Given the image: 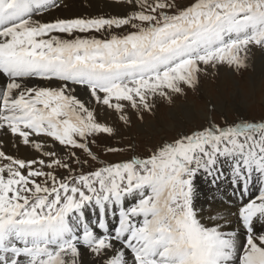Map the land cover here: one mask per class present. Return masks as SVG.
<instances>
[{"label":"snow or ice","instance_id":"1","mask_svg":"<svg viewBox=\"0 0 264 264\" xmlns=\"http://www.w3.org/2000/svg\"><path fill=\"white\" fill-rule=\"evenodd\" d=\"M116 3L0 0V264H264V114L117 139L264 53V0Z\"/></svg>","mask_w":264,"mask_h":264},{"label":"rangeland","instance_id":"2","mask_svg":"<svg viewBox=\"0 0 264 264\" xmlns=\"http://www.w3.org/2000/svg\"><path fill=\"white\" fill-rule=\"evenodd\" d=\"M85 0L78 1V3H85ZM191 0H182V3L187 4L190 3ZM75 7H65L62 16L65 15V11H71ZM85 7H83L84 9ZM56 14V13H55ZM57 15V14H56ZM96 15H111L105 12V9H102ZM67 16V17H72ZM264 54V53H263ZM250 65V64H249ZM251 67V65H250ZM252 68V67H251ZM220 70H225L226 76L221 80H218L217 75H219ZM220 70H211L206 75H202L200 78L199 86H206V91L208 95H202L200 93V89L197 87L195 90H186V94H178L174 95L173 101L169 103L167 100L159 99L153 111L151 113L145 112L143 114V120L137 119L135 114L132 115V123L130 126L118 125L120 132L117 139H121L123 144L135 143L138 145V151L143 152L145 146H153L161 143L163 140H171L173 139L177 132L180 131H190L195 127L200 126L205 123L207 119L214 120L216 122H222L227 119L229 121L236 119L240 115H248V116H259L264 114V95L263 89H260V92H255L253 95L249 94L246 83H248L249 73L251 69L248 67L246 70L242 72L229 71L227 68H221ZM233 77L238 80L240 83L238 85L239 94L233 92L234 89L229 84L228 75L230 73ZM229 73V74H227ZM230 74V75H231ZM214 75V76H213ZM262 76V75H261ZM262 78V77H261ZM247 81V82H246ZM264 81V77H263ZM218 88V89H217ZM236 93V94H235ZM209 96V97H208ZM223 102L224 106L222 111H218L215 108L214 103H218V101ZM185 100H190L195 103V106L191 109V115L193 116L192 120L187 122L182 118L178 112V116L181 117L185 123L176 127L175 130L173 128L176 126V123L179 122V119H174V116L168 114L171 113L170 109L173 107H177L176 104L183 103ZM243 100V101H242ZM245 104H242L244 102ZM207 104L209 109V114L206 116L207 119H200L198 110L200 107L205 106L203 104ZM212 103V104H211ZM199 106V107H198ZM190 107V106H188ZM184 108H181L183 110ZM203 109V108H201ZM98 118H102L99 116ZM174 120H172V119ZM186 118V117H184ZM157 120V121H156ZM178 120V121H177ZM172 122V123H171ZM232 202L225 201V203L233 204Z\"/></svg>","mask_w":264,"mask_h":264},{"label":"bare ground","instance_id":"3","mask_svg":"<svg viewBox=\"0 0 264 264\" xmlns=\"http://www.w3.org/2000/svg\"><path fill=\"white\" fill-rule=\"evenodd\" d=\"M78 1H81V0H60L61 4L63 6L59 10V12H57L56 14L60 15L63 13L62 9L64 10L65 7H72V6L75 8H73L71 11H67V12L65 11V13H66L65 15H67V16H71V15H74V16H76V15H96L102 9H105V12H107L108 14H115V13L120 11V8L118 7V5L116 3V0H85L86 1L85 3H78ZM83 7H85V8L83 9ZM249 64L252 67L251 68L249 65L251 72L249 73L248 83H246L249 94L253 95V93H255V92L261 93L262 91H259L260 89H263V92H264V81H263V77H264V54L261 53L258 49L254 50V55H253ZM224 71L225 70L219 71L220 74L217 75L218 80L225 78L226 72H224ZM229 73H227V74H229ZM230 74L227 77L229 84L234 89L233 92H236L239 94L240 89H238V85L240 82L238 80H236L232 74L231 75ZM36 83L40 84L41 82L36 81ZM205 87H206L205 85L198 87L200 89L199 90L200 93H203L202 95H208L209 94L206 92V91H208V90H206L207 87L206 88ZM209 96H210V94H209ZM262 97H264V95H262ZM214 104H215V108L218 111H222L224 104L221 101V99H220V101H218V103L216 102ZM242 104H245V100H244V102H242ZM203 105H205V106L200 107L198 110V113H199L200 119L202 118L203 120H205V119H207L206 116L209 114V109H208V106L206 103ZM176 106L177 107L171 108L170 109L171 113L168 114V116L169 115L174 116L173 117L174 119H179V122L176 123V126L173 128V130H175L176 127L178 128L185 123V121L183 119H185L187 122L188 121L190 122L192 120L193 116L191 115V113H192L191 109L193 108V106H195V103L193 101H190V100H185L183 103L176 104ZM188 106H190V107H188ZM181 108H184V109L181 110ZM201 108H203V109H201ZM178 112L182 113L180 115L182 116L183 119L178 116ZM100 116L103 118L104 114L101 113ZM184 117H186V118H184ZM174 119H172V120H174ZM8 151L12 152L13 149L11 147H9ZM20 154H26L25 149L23 147H21V149H20ZM228 205L230 207H232L234 210V202H233V204H228Z\"/></svg>","mask_w":264,"mask_h":264}]
</instances>
